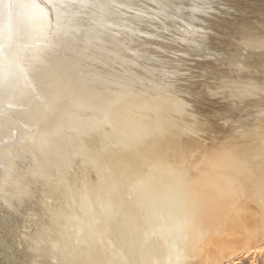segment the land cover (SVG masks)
<instances>
[{
  "label": "bare ground",
  "instance_id": "6f19581e",
  "mask_svg": "<svg viewBox=\"0 0 264 264\" xmlns=\"http://www.w3.org/2000/svg\"><path fill=\"white\" fill-rule=\"evenodd\" d=\"M117 2L102 36L82 10L45 99L0 116V264H176L173 240L187 264H264V0H209L208 16L180 0L175 19ZM177 70L207 77L186 99L222 117L205 136L183 133L163 90ZM17 186L34 196L19 212Z\"/></svg>",
  "mask_w": 264,
  "mask_h": 264
},
{
  "label": "snow or ice",
  "instance_id": "6c2138e0",
  "mask_svg": "<svg viewBox=\"0 0 264 264\" xmlns=\"http://www.w3.org/2000/svg\"><path fill=\"white\" fill-rule=\"evenodd\" d=\"M125 7L117 0H63L60 3L56 0H0V116L10 115L15 109H23L25 102L30 103L33 97L45 99L42 95L47 85L44 68L52 63V54L64 47L74 34L84 33V29L79 26V21L84 18L82 10L91 14L89 36H102L113 26L111 18L120 15ZM127 7L129 11H136L137 18L142 21L157 18L146 17L134 5ZM157 7L161 19H175L185 11L180 0H160ZM50 10L55 12L54 23ZM192 10L208 16L214 9L209 0H197ZM163 31L167 32L168 29L164 28ZM208 31L202 28L196 33V47H206ZM206 79V76H194L191 72L177 70L169 74L163 84L165 94L174 101L177 115L190 122L183 128L185 135L197 138L205 136L214 131V121L222 119L218 115L200 117L193 105L186 102L187 98L195 97L198 91L202 92L201 86ZM99 95L102 102H111L103 93ZM179 123L183 125L184 120ZM14 135H19V132ZM182 147L177 145L178 149ZM25 163L21 160V166ZM17 191L16 198L20 205L13 206L12 210L19 212L26 198L34 199V196L22 186H17ZM261 197L264 203V186L261 188ZM184 226L178 224L175 231H182ZM173 248L176 251V264H187V257L176 248L175 240ZM56 264L61 262L57 261Z\"/></svg>",
  "mask_w": 264,
  "mask_h": 264
},
{
  "label": "rangeland",
  "instance_id": "374dc122",
  "mask_svg": "<svg viewBox=\"0 0 264 264\" xmlns=\"http://www.w3.org/2000/svg\"><path fill=\"white\" fill-rule=\"evenodd\" d=\"M181 68H184V66H183V67H181ZM190 70H191L192 72H194V73H195V71H197V69H196V68H190ZM260 262H261V260H260Z\"/></svg>",
  "mask_w": 264,
  "mask_h": 264
}]
</instances>
